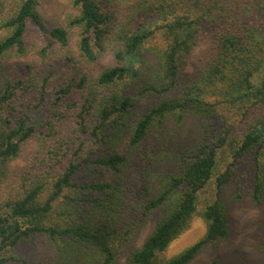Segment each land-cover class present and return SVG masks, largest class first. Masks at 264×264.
Here are the masks:
<instances>
[{"label": "trees", "instance_id": "obj_1", "mask_svg": "<svg viewBox=\"0 0 264 264\" xmlns=\"http://www.w3.org/2000/svg\"><path fill=\"white\" fill-rule=\"evenodd\" d=\"M30 55L67 72L41 80ZM19 159L38 172L0 197V264H188L213 250L230 202H264V0H0V195ZM197 218L202 236L164 255ZM258 226L264 256V214Z\"/></svg>", "mask_w": 264, "mask_h": 264}, {"label": "rangeland", "instance_id": "obj_2", "mask_svg": "<svg viewBox=\"0 0 264 264\" xmlns=\"http://www.w3.org/2000/svg\"><path fill=\"white\" fill-rule=\"evenodd\" d=\"M50 2H57L59 4H67V0H49ZM45 8V20L44 25L46 27H52L53 24L57 23V21H61V19L57 18L56 15L59 10H51L48 2L47 5L43 7V11ZM58 9V8H57ZM124 16V15H123ZM63 18V17H62ZM57 20V21H56ZM143 21V20H142ZM28 39L35 41L37 45H40L41 47L48 48L50 50L53 46H48L50 39L46 33L41 32L37 26L30 24L29 26V32H28ZM55 53L58 55H64L63 50L60 51L59 48H54ZM55 57L54 55H52ZM31 64L33 65L32 70H37L39 65H41L42 74H41V80L43 79L44 74H46L49 71L52 72V74L49 76L60 80L59 73L61 71L67 72V66L61 62H55L52 64H48L47 62L52 60V57L49 58H42L41 57V64L40 59L36 58V56H29ZM13 61V60H12ZM47 61V62H46ZM20 62H16L15 64H18ZM113 64V61L110 60L109 57L103 58L101 61V66H108ZM22 71V70H21ZM8 76L12 79L15 78L14 73L11 71L7 73ZM69 75V74H68ZM67 77V75H66ZM70 77V75H69ZM68 78V77H67ZM65 78V79H67ZM40 79V78H39ZM62 81V80H61ZM68 82V81H67ZM67 82H64V80L59 83L58 87L66 86ZM75 83V82H73ZM57 93L52 92L49 94H46L45 99L46 103L48 104L50 101L54 99ZM41 106H44V103H41ZM41 118L44 116L43 110H41ZM70 116V114H69ZM69 116H67L66 120L69 119ZM71 119H74L73 115L70 117ZM67 132L69 131L68 125L69 121L67 120ZM76 124L75 122H71L70 127H74ZM69 133V132H68ZM29 149L31 151H35L37 155L41 156L40 152V146L37 144V141H33L30 143ZM150 146V143L145 144L142 148H148ZM43 150L47 148V145L45 144L43 147ZM25 158V156H23ZM17 162V161H16ZM31 162V161H30ZM29 162V163H30ZM29 163H25L24 159H19L18 166H15L13 164L10 167V170H14L17 174V177L11 181H9L8 185L5 184L3 188L1 189L2 194L0 197L3 199L12 197L15 191L21 190V182L24 179V176L27 177L29 175V172L31 171L32 174L34 172H38V170H33V168H30L28 165ZM134 169L137 171L138 164H141V162H135ZM16 169V170H15ZM129 175V174H128ZM92 174L90 176H87V178H91ZM30 179V178H29ZM27 179L26 181H29ZM129 179L131 180L132 186L138 188L140 186V183L138 182L136 177H132L129 175ZM1 193V192H0ZM227 214L229 219V236L223 240L220 241L217 246L213 250H204L198 255H196L188 264H206L209 263L212 260H217L221 264H229V263H258L261 260L264 259V256L260 254V252L257 249V245L259 243L260 239V230L258 226L259 219L264 214V202L261 206L256 205L249 196H245L241 201L237 202H230L228 204L227 208ZM159 213L155 212L150 215V217L147 219V221L143 224V226L139 229L138 233L136 234L134 238V245L140 246L143 241L146 239V237L151 233L153 230L158 218ZM204 223L200 219H195L189 229H187L185 232L180 234L177 238H175L170 245L168 246L166 252L164 255L171 256L184 248L185 246L195 242L198 240L202 234L204 233ZM26 252V257L29 259H35V257L38 256V258L41 259V255H38L39 252H41L40 246H34V247H27V249L24 251ZM123 258L119 259V263L122 264ZM118 262L116 264H119Z\"/></svg>", "mask_w": 264, "mask_h": 264}]
</instances>
